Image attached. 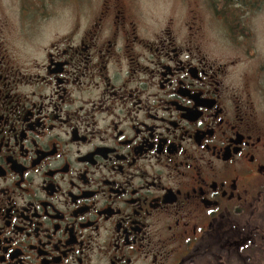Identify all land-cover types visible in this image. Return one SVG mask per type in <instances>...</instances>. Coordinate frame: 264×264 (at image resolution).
I'll return each instance as SVG.
<instances>
[{
  "label": "flooded vegetation",
  "instance_id": "1",
  "mask_svg": "<svg viewBox=\"0 0 264 264\" xmlns=\"http://www.w3.org/2000/svg\"><path fill=\"white\" fill-rule=\"evenodd\" d=\"M57 1L0 12V264H264V64L199 4Z\"/></svg>",
  "mask_w": 264,
  "mask_h": 264
},
{
  "label": "rangeland",
  "instance_id": "2",
  "mask_svg": "<svg viewBox=\"0 0 264 264\" xmlns=\"http://www.w3.org/2000/svg\"><path fill=\"white\" fill-rule=\"evenodd\" d=\"M38 1L43 6L46 2V0ZM48 1L51 2V0ZM29 3H34V0H0V12L7 15L16 26L18 12L22 9L21 4ZM82 4L83 2L79 0H58L49 7V10L47 9L52 16L46 19L45 24L49 26V29H54L70 18L75 5ZM138 4L159 19L164 18L171 11L183 13L188 7L199 4L202 6L206 36L210 46L217 48L225 59H240L241 68L264 64V3L260 7L237 13L242 23L239 29L231 27L226 20L229 14L217 13L210 0H138ZM243 26L244 33L239 32ZM246 49L248 51L244 55L243 52ZM256 104L264 112V94L256 92Z\"/></svg>",
  "mask_w": 264,
  "mask_h": 264
},
{
  "label": "trees",
  "instance_id": "3",
  "mask_svg": "<svg viewBox=\"0 0 264 264\" xmlns=\"http://www.w3.org/2000/svg\"><path fill=\"white\" fill-rule=\"evenodd\" d=\"M212 6L218 11L217 13H224V15L229 16L226 18L228 24L234 29H239L242 27L240 17L237 13L248 11L263 5L264 0H210ZM231 16V17H230ZM245 27L239 32L244 33ZM238 33V32H237Z\"/></svg>",
  "mask_w": 264,
  "mask_h": 264
}]
</instances>
